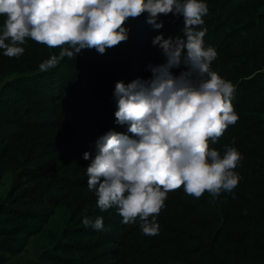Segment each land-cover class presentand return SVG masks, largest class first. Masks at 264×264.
I'll use <instances>...</instances> for the list:
<instances>
[{"label":"clouds","instance_id":"obj_1","mask_svg":"<svg viewBox=\"0 0 264 264\" xmlns=\"http://www.w3.org/2000/svg\"><path fill=\"white\" fill-rule=\"evenodd\" d=\"M202 0H0V49L9 58L25 51L27 38L59 49L39 65L48 71L65 57L84 49L105 54L128 40L126 22L147 14L154 29L161 15L183 17V36L153 45L162 49L166 63L149 66L152 77L129 84L117 82V124H127L134 138L109 131L96 143V154L85 152L87 187L103 212L115 206L124 224L141 221L142 233L159 232L156 217L168 194L183 187L197 199L205 193L214 200L232 193L240 177L234 171L241 154L225 145L223 155L210 146L238 121L232 104L234 86L210 69L217 57L204 45L207 28ZM173 68H183L175 75ZM235 199V195L232 197ZM83 225L102 230L104 217L83 218Z\"/></svg>","mask_w":264,"mask_h":264},{"label":"rangeland","instance_id":"obj_2","mask_svg":"<svg viewBox=\"0 0 264 264\" xmlns=\"http://www.w3.org/2000/svg\"><path fill=\"white\" fill-rule=\"evenodd\" d=\"M213 1L202 0L208 7ZM262 12L263 9L257 6L246 9L244 17L237 18L226 31L234 30L250 15H259ZM241 13L243 14H239L242 15ZM174 19L179 21L183 20V17L169 14L161 15L158 20L163 23L165 34L175 38L182 37L183 22L174 29ZM204 24L202 27H210V23ZM2 27L0 26V29ZM242 38L248 40L251 37H233L232 41L230 40L231 45L227 49L224 48L226 50L216 49L217 55H227L229 52L234 57L240 56L243 63L247 54H250L248 57L252 59V55L256 54L255 50L250 45L243 46ZM236 40L239 41L238 45H234ZM23 45L20 46L25 51L19 57L0 55V87L3 83L13 80L19 73L39 68L40 59L43 62L48 59L47 52L50 48L47 51V48L37 45L31 38H27ZM159 56L163 57V52ZM71 59H66L67 68H71ZM87 59L94 61L93 64H88L87 72L80 69L77 61H73L75 67L71 70L72 75L78 77L81 83L83 79L90 81L86 78L89 77L87 73L90 71L102 75L113 91L117 82L129 84L148 78V73L140 70L126 48L113 47L105 54L96 51V54L92 53ZM261 64L264 65V61ZM211 65L217 64L213 61ZM86 82L82 83L83 88L92 89ZM232 85L235 86L236 83ZM70 89L72 91V88ZM67 94L68 92L65 96ZM30 101L32 108L39 111L38 115L24 113L22 105L15 113L9 108L0 107V135L3 137L0 139V145L8 143V147L10 146L4 158L0 159V264H122L134 257H154L164 263L177 264L168 260L173 261L181 248L190 247L187 251H195L198 248L196 241L189 238L186 242L177 231L164 232L159 228L157 235L146 236L140 229L129 234L124 230V224L120 220L123 218L115 206L102 212L97 207L95 193L87 187L86 168L90 160L83 158L85 152L95 157L96 141L84 132L62 125L66 99L54 100L39 93ZM16 114L21 120L27 119L30 123H20L16 120ZM260 117L264 118V112ZM34 118L38 119L36 123L32 122ZM43 118L48 120H41ZM63 124L69 125V120ZM65 146L69 147V152ZM233 147L237 148L243 159L264 167L263 152L250 154L244 151L242 145ZM243 187L240 182L239 188ZM169 199L168 196L161 212L167 210L170 216L176 217L177 222H183L174 215L173 210L176 207H169ZM85 216H103V229L85 227L82 222ZM159 216L156 217L157 223H162ZM114 219H118L116 224H111L110 220ZM106 224H109V227H106ZM184 227L187 228L186 225ZM108 232L111 233L110 236ZM165 255H168V258H165ZM185 257L187 261L199 264H210L214 259L218 261L208 255L197 257L189 254Z\"/></svg>","mask_w":264,"mask_h":264},{"label":"trees","instance_id":"obj_3","mask_svg":"<svg viewBox=\"0 0 264 264\" xmlns=\"http://www.w3.org/2000/svg\"><path fill=\"white\" fill-rule=\"evenodd\" d=\"M213 2L208 7V13L203 17L205 23H210L204 37L205 47L211 46L218 50H226L231 45L230 40L233 37L246 35L251 38L248 40L242 38L243 46L250 45L256 54L252 55V59L248 57L250 54H247L244 58L245 63H243L240 61V56L234 57L228 52L227 55H217L214 60L217 65L210 66V69L224 80L236 83L232 104L238 116L237 123L229 126L224 135L217 142L210 143V146L219 151L221 155L225 151V145H242L244 151L250 154H255L257 151V153H264V118L260 117L264 112V65L261 64L264 61V0H214ZM256 6L263 9V12L259 15H250L234 30L226 31L237 18L244 17L246 9L256 8ZM240 12L243 14L240 15ZM146 20L147 14L136 19L130 18L125 24L129 30L128 40L116 46L119 49L126 48L140 70L148 73L145 81L152 77L149 66L166 63V57L159 56L162 49L153 45V39L158 35H163L165 39L175 40L174 36L165 34L164 29L156 31ZM157 22L159 23L160 20ZM180 22L183 20L174 19L172 27L177 29L181 25ZM3 23L4 18L0 17V26H3ZM153 31H155L154 34H152ZM235 42L237 43L234 45H238L239 41ZM37 45H42L41 47L49 51L46 45L39 43ZM2 51L0 55L3 54ZM47 53L49 59L52 55L58 56L59 50L51 49ZM92 53L96 54V50L84 49L76 54L71 59V68L65 66L67 59L65 57L48 71L41 72L37 68L17 74L13 80L3 83L0 87V107L9 108L15 113L23 106L24 113L38 115L39 111L32 108L31 98L37 97L39 93L50 96L54 100L64 98L67 105L62 125L66 128L84 132L96 143L109 131L134 138L133 134L128 131L127 124H117L115 118L117 101L114 91L102 75H98L96 71H88L89 77L86 78L90 81L86 82L83 79L82 83H88L89 87H92L89 90L84 89L81 80L72 75L71 70L75 67L74 62L76 61L80 64V69L87 72L88 64H93L94 61L93 59L91 61L87 59V61L86 57ZM4 57L7 56L4 55ZM42 62L40 59L38 64ZM171 71L178 76L183 68H173ZM30 95L31 97H28ZM16 115V120L20 123H30L29 120L23 121L20 117L18 118V114ZM68 120L69 125H64L63 122ZM37 121L38 119L34 118L32 122ZM2 138L0 135L1 140ZM7 144L0 145V159L4 158L5 152L10 148ZM64 148L69 150L67 146ZM234 171L239 175V187L241 182L243 189L238 187L232 193H222L215 200L207 193L197 199L186 194L183 187L168 194L169 207H176L173 210L174 215L181 218L183 222H177L176 217L170 216L166 210L159 214L162 222L158 223L159 228L164 232L177 231L183 240L188 242L187 239L190 238L196 241V246H198L195 251L192 250L193 252L187 251L190 247L181 248L175 259L168 261L177 264H199L187 261L185 256L190 254L197 257L208 255L218 260L214 259V262L210 264H264V167L253 165L242 157ZM233 195L235 199L232 198ZM117 220H110L111 224H116ZM140 225L141 221L137 219L135 223L123 226L124 230L130 234L138 232L141 229ZM106 227H109V224H106ZM108 233L110 236L111 233ZM165 258H168V255H165ZM122 264L170 263L158 261L154 257H134Z\"/></svg>","mask_w":264,"mask_h":264}]
</instances>
